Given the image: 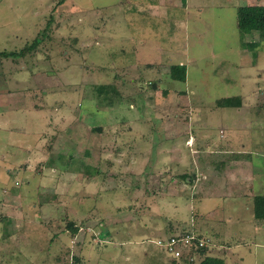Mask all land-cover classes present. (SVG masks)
Instances as JSON below:
<instances>
[{
    "label": "rangeland",
    "instance_id": "obj_1",
    "mask_svg": "<svg viewBox=\"0 0 264 264\" xmlns=\"http://www.w3.org/2000/svg\"><path fill=\"white\" fill-rule=\"evenodd\" d=\"M248 4L0 0V264H193L157 243L182 233L210 239L194 264H264Z\"/></svg>",
    "mask_w": 264,
    "mask_h": 264
},
{
    "label": "trees",
    "instance_id": "obj_2",
    "mask_svg": "<svg viewBox=\"0 0 264 264\" xmlns=\"http://www.w3.org/2000/svg\"><path fill=\"white\" fill-rule=\"evenodd\" d=\"M237 24L241 32H260L264 35V4L256 5H243L239 6L237 9ZM38 43V40L33 42V46ZM251 47L254 46V43H250ZM21 53V52H20ZM170 74L175 80H186V66L185 65H174L171 68ZM105 100H112L105 98ZM240 96H232L221 98L217 101L218 106H237L240 104ZM254 211L255 215L259 217H264V195H255L254 197ZM70 222L68 226H71ZM76 229V228H75ZM207 247L199 248L197 253L199 255H206ZM204 257V256H203ZM193 263L194 261H189ZM200 264H223V261L215 257H204Z\"/></svg>",
    "mask_w": 264,
    "mask_h": 264
},
{
    "label": "built area",
    "instance_id": "obj_3",
    "mask_svg": "<svg viewBox=\"0 0 264 264\" xmlns=\"http://www.w3.org/2000/svg\"><path fill=\"white\" fill-rule=\"evenodd\" d=\"M157 243L164 248L173 259H182V261L191 262L198 256V249L206 247L208 243H210V239L191 233H182L171 235L164 240H159Z\"/></svg>",
    "mask_w": 264,
    "mask_h": 264
}]
</instances>
